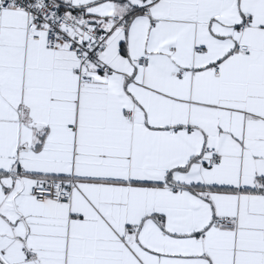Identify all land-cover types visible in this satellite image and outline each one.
<instances>
[{
	"label": "snow or ice",
	"instance_id": "1",
	"mask_svg": "<svg viewBox=\"0 0 264 264\" xmlns=\"http://www.w3.org/2000/svg\"><path fill=\"white\" fill-rule=\"evenodd\" d=\"M0 264H264V0H0Z\"/></svg>",
	"mask_w": 264,
	"mask_h": 264
}]
</instances>
